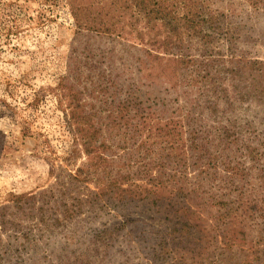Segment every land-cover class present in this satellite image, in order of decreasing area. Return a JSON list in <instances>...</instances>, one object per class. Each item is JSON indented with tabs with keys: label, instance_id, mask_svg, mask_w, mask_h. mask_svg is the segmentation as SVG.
<instances>
[{
	"label": "rangeland",
	"instance_id": "obj_1",
	"mask_svg": "<svg viewBox=\"0 0 264 264\" xmlns=\"http://www.w3.org/2000/svg\"><path fill=\"white\" fill-rule=\"evenodd\" d=\"M241 3L236 0L229 7L223 0H212L211 10L221 12L220 19L226 20V26L236 31V48L227 51L221 42L219 50L225 59L232 54L264 64V10L254 11L256 6L245 4L243 7ZM158 26L161 27L160 23ZM118 27L112 41L108 37H89L86 33L78 36L68 0H0V264H15L8 263L9 259L1 261L4 249L11 245L20 250L18 256L24 264H30L26 261H37V264H157L158 256L152 248L163 241L154 239L161 231L172 230L174 226L165 213L166 208L158 210L150 201H145L117 215L105 205L107 192L100 190L105 187L99 182L102 166L98 167L97 174L79 173L80 170L93 172L94 162L93 157L83 152L76 132V128L88 129L89 125L75 124L71 120L73 115H91L93 124L103 127L102 137L112 148L127 147L128 151L141 148L134 155H141L136 159L141 165L158 160L156 155L143 150L142 144L163 140H157L154 135L149 139L147 130L133 135L130 120L138 114L137 110L122 115L112 105L113 99L123 98L118 92L128 85L130 78L136 83L140 76L129 66L130 56L134 53L136 57L135 44L138 50L145 47L137 33L149 34V30L145 22L136 29L130 25L123 28L119 24ZM226 33L224 29L223 35ZM155 47L154 51H160L158 45ZM186 51L193 55L194 47ZM106 55L109 58L106 59ZM210 71L213 75L218 72L214 94L199 93L197 85L192 83L190 87L183 83L176 92L163 90L166 85L151 87L149 82L145 86L142 82L135 97L143 107L152 105L154 108L157 101L165 104L170 109V113L162 117L166 120L180 107L183 111L176 112L175 121L189 115L186 107L192 100L195 105L192 123L197 132L212 134L213 137H208L216 139L217 145L220 128L239 133L241 145L245 142V146L257 150L256 160L253 162L247 156L246 149L240 147L239 150L234 143L223 142L213 151H217L218 160L212 164V175L196 179L200 169L195 166L192 152L184 148V151L179 149L169 155L165 178L176 181L186 175L187 182L195 184V187L188 186L199 194L217 192L212 185L219 184L226 194H241L246 204L249 199L257 200L264 209V105L246 100V87L248 84L250 87V82L235 80L224 67L214 66ZM186 76L187 73L184 81ZM110 115L124 116L119 117L121 128L105 127L107 122L103 120ZM186 129L188 125L184 131ZM110 134L113 135L111 139ZM174 139L181 143L186 135L179 140L174 133ZM156 146L152 150L156 151ZM228 162L232 167L236 163L245 167L242 182L230 179L231 173L224 168ZM153 174L156 175V171ZM139 177L143 178L141 174ZM136 184L145 183L137 181ZM218 192L221 193L220 188ZM76 197L82 202L76 203L78 210H73L76 211L74 215L60 225L42 224L40 209L44 205L49 204L47 215L55 220L57 208L53 201L64 199L74 204ZM89 199L93 200L85 202ZM128 220L136 221L126 223L114 241L95 238L98 231H106L105 228ZM239 220L238 217V221L230 222L231 228L238 227ZM229 227H226L228 231ZM242 228L247 232L248 241H232L228 250L223 247L221 238L207 241L203 232L199 241L174 243L179 245L178 253L187 256L189 264H264V235L256 238L254 229V235L250 236V228H253L250 221ZM24 236L29 237L31 246H24ZM167 242L173 246L172 241ZM169 260H165V264Z\"/></svg>",
	"mask_w": 264,
	"mask_h": 264
},
{
	"label": "trees",
	"instance_id": "obj_2",
	"mask_svg": "<svg viewBox=\"0 0 264 264\" xmlns=\"http://www.w3.org/2000/svg\"><path fill=\"white\" fill-rule=\"evenodd\" d=\"M223 1L228 3L229 7H232L236 0ZM239 1L242 2L240 5L243 7L246 6L245 4L256 6L253 9L254 11L264 10V0ZM211 3L212 0H68L77 24L76 33L78 36L81 33H86L89 37L91 35H95L93 38L96 39L108 37L109 41H112L113 34L117 31L119 24L123 28L124 25H130L132 29H136L142 22H145L146 28L149 30V34L137 33V38L142 41L145 47H143V50H138V45L135 44L133 48L137 52L136 57L134 53L130 56L129 66L140 76L136 83L130 78L128 85L118 92L119 95L123 94V98L113 99L112 105L115 110L121 111L122 115L124 113L128 115L132 109L137 110L138 114L130 120L132 122L130 125L134 128L133 135L138 136L147 130L149 139L154 135L153 137L157 140H163V143L154 141L153 144L147 142L142 144L143 150L149 151L152 156L156 155L158 160L141 165L136 160L141 155L134 156L141 151V148H132L128 151L127 147L112 148V146H108V141L102 137L103 127H99V123L93 124L91 115L76 116L72 114L71 120L75 124L81 125L84 123L89 125L88 129L76 128V132L82 142L83 152L88 157H93L92 167H94V171L80 170L79 173L88 176L91 173L97 174L98 167L102 166V175L99 182L105 187L100 190L107 192L105 194L107 195L105 205L111 211L120 215V212L145 201H150L153 206H157L158 210L161 207L166 208L165 213L174 226L171 228L172 230L167 228L166 231H161L160 236L154 239L163 241V243H158L155 248L154 246L152 248V252L158 256L156 259L157 264H165L167 259H170L168 264H189L187 256L178 253L177 247L179 245H176L174 241H190V243L199 241L202 232L207 241H218L221 238L220 241H223V247L226 250L232 247L230 243L232 241H248L247 232L242 228L248 224V221L253 224V228H250L252 229L250 236H253L255 231L256 238L264 235V209L260 208L257 200L249 199L248 204L243 203L244 196L241 194H226L219 184L212 185L217 192L209 194L194 193V189L188 186L190 183L187 182L186 175L178 177L176 181L173 178L169 180L165 178L169 155L172 156L179 149L184 151V148H186V150L192 152L195 166L200 169L198 175L195 176L196 179L201 176L208 178L212 175L210 173V170L214 168L212 164L218 158L216 157L217 151H213L218 149V146L222 145L223 142H228L229 145L234 143V146H239V150L240 147L243 150L246 149L249 152L247 156L253 162H255L258 155L257 150L245 146V142L241 145L242 138L239 137V133H232L226 127H222L217 131L219 135L218 145L215 143L217 142L216 139H209L208 136L213 137L212 134L201 131L200 133L207 135L204 137L197 132L192 123L195 120L192 117V113L195 112V105L192 104V100H190L191 105L188 104L186 107L189 108L186 113L189 115L185 114L186 117H182L181 121H175V118L178 117L176 112L183 111L180 107L174 111V114L169 116L170 118L168 117L169 120H166L162 117L168 115L170 109L165 104L157 101L154 108L152 105H149L150 107L146 106L148 107L146 108L135 97L142 82H145L144 86L149 82L148 84L151 87L153 85H166L163 90L171 89L176 92H179L178 89L183 83L189 87L191 86L189 83H192L197 85L199 93L214 94L216 92L214 87L215 75L218 72L213 75L210 70L214 66H218L226 68L235 80L250 82V87L248 83L246 87V100L264 105V64L250 62L244 56L236 57L232 54H230V58L225 59L224 53L219 50L221 48L220 43L224 42L226 48H228L227 51L236 48L237 40L234 33L236 31L226 26V20L220 19L221 12L216 9L211 10ZM159 23L161 27L158 26ZM161 29L167 32L165 37H161L162 33L165 32H160ZM224 29L227 31L226 35H223ZM144 37H148V40L146 41ZM156 45L159 46L158 50L160 51H154L153 48H156ZM191 47H194L193 55L186 51ZM105 58L107 59L109 56L106 55ZM228 65H231V68H228ZM196 72H198L197 75H195ZM185 73H187V82L184 81ZM213 104L211 103V109H214ZM83 107L85 106L83 105ZM119 117L107 116L103 120L107 122L105 127L110 130H113V126L121 128L120 118L124 116ZM125 117L130 119L129 116ZM102 124L104 125L103 122ZM186 125H188V129L184 131ZM96 126L98 127L96 128ZM174 133H177L179 140H182L184 135H186V139L180 143V141L174 139ZM109 136L110 139L113 137L112 134ZM153 146L157 147L156 151L152 150ZM128 156H131V158H128ZM123 159H126V161L122 162ZM231 164V162L224 164L226 172L231 173L230 179H239L242 182L245 176V167L243 168L240 163H236L234 167ZM154 171H156V175L153 174ZM139 174L143 178H140ZM214 175H216L215 171ZM76 178L73 179L76 180ZM137 181H142L145 184L137 185ZM190 185L195 187L194 183ZM219 188L221 193L218 192ZM63 200L53 201L57 208L55 220L47 215L49 204L40 209L42 224L56 223V225H60L66 218L75 214L76 211L73 210L77 208L76 203L82 202L79 197L73 199L74 204ZM92 200L89 199L85 202L90 203ZM201 213H204L206 217H203ZM238 217L240 218L238 227L231 228L232 224L230 222L238 221ZM135 221L128 220L123 224L120 223L105 228L106 231H98L95 238H99L101 241H114L120 230L123 231L124 226L127 225L126 223ZM228 226H230L229 231L226 228ZM106 235L108 237H104ZM238 235H241V237H238ZM23 238L26 241L24 246H31L29 237L24 236ZM251 239L253 238L249 240ZM167 241H172L173 246L170 247L171 244ZM157 247L158 249H156ZM187 251H189V248H187ZM12 252L16 254L15 257L12 256ZM19 253L20 250L15 249V245L6 247L1 261L4 262L9 259L8 263L24 264V261L18 256ZM14 258L17 261L13 260ZM26 262L30 264L38 263L37 261Z\"/></svg>",
	"mask_w": 264,
	"mask_h": 264
}]
</instances>
